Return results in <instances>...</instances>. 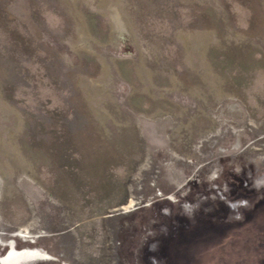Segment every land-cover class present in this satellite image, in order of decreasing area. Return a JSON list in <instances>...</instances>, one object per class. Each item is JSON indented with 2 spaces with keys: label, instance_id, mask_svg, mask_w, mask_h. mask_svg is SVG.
<instances>
[{
  "label": "rangeland",
  "instance_id": "obj_1",
  "mask_svg": "<svg viewBox=\"0 0 264 264\" xmlns=\"http://www.w3.org/2000/svg\"><path fill=\"white\" fill-rule=\"evenodd\" d=\"M263 175L264 0H0L19 264H264Z\"/></svg>",
  "mask_w": 264,
  "mask_h": 264
},
{
  "label": "bare ground",
  "instance_id": "obj_2",
  "mask_svg": "<svg viewBox=\"0 0 264 264\" xmlns=\"http://www.w3.org/2000/svg\"><path fill=\"white\" fill-rule=\"evenodd\" d=\"M263 177H264V175H263ZM133 203H134V201L132 199H130L126 203L121 204L118 208L119 209H124L125 211H129L130 207L133 206ZM238 206H242V204L238 203L236 205V207H238ZM236 207H235L234 210L236 211V214H237L238 210H237ZM15 235L17 236L18 234L16 233ZM20 235H22V234L20 233ZM31 248H33V247H31ZM3 250H4L3 248L0 249V264H14L16 261H18V264H19V263H21L23 261H28L29 262L30 260L35 259V258L46 260V261L51 260V258L49 256H47L46 254L42 253L40 250H37V251L34 252L33 250H29V249H22V250L13 249V251H10V252H8L6 254L3 253ZM41 255L46 256V257H42Z\"/></svg>",
  "mask_w": 264,
  "mask_h": 264
},
{
  "label": "trees",
  "instance_id": "obj_3",
  "mask_svg": "<svg viewBox=\"0 0 264 264\" xmlns=\"http://www.w3.org/2000/svg\"><path fill=\"white\" fill-rule=\"evenodd\" d=\"M15 242L17 247L21 246L18 240H15Z\"/></svg>",
  "mask_w": 264,
  "mask_h": 264
},
{
  "label": "flooded vegetation",
  "instance_id": "obj_4",
  "mask_svg": "<svg viewBox=\"0 0 264 264\" xmlns=\"http://www.w3.org/2000/svg\"><path fill=\"white\" fill-rule=\"evenodd\" d=\"M232 207H234V208H235V207H236V205L233 203V204H232Z\"/></svg>",
  "mask_w": 264,
  "mask_h": 264
}]
</instances>
